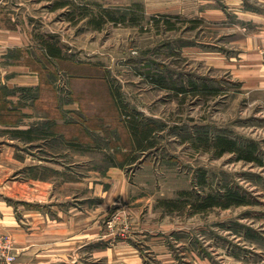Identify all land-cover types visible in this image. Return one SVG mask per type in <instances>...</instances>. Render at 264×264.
<instances>
[{
    "label": "rangeland",
    "instance_id": "rangeland-1",
    "mask_svg": "<svg viewBox=\"0 0 264 264\" xmlns=\"http://www.w3.org/2000/svg\"><path fill=\"white\" fill-rule=\"evenodd\" d=\"M195 2L24 0L26 14L35 16L36 38L59 43L69 56L70 61L42 59L36 66L44 82L55 84L61 100L75 102L74 114L82 115L85 106L93 113L110 111L111 101L99 105L108 96L107 81L128 115L140 113L160 126L154 147L135 153L119 133L121 117L92 120L97 142L65 127L84 146L66 153L64 138L44 142L46 157L85 174L91 168L92 178L96 169L122 164L129 190L126 199L109 207L107 226L145 223L170 229L172 264H264V93L246 95L227 70L213 65L211 39L226 36L196 16ZM44 95L51 97L52 92ZM86 115L80 122L87 129ZM218 136L236 141L240 149L255 145V161L237 152L220 155ZM129 154L136 160L127 164ZM228 189L247 203L206 211L192 206L199 197ZM188 191L192 196L182 195ZM172 200L178 208L166 207ZM4 236L12 240L16 254L15 239Z\"/></svg>",
    "mask_w": 264,
    "mask_h": 264
},
{
    "label": "crops",
    "instance_id": "crops-1",
    "mask_svg": "<svg viewBox=\"0 0 264 264\" xmlns=\"http://www.w3.org/2000/svg\"><path fill=\"white\" fill-rule=\"evenodd\" d=\"M194 4L196 16L226 36L211 39L213 65L227 70L246 95L264 93V0ZM25 8L24 0H0V236L15 239L11 264L174 263L170 229L120 222L108 228L109 207L126 199L129 190L122 167L96 169L92 178L91 168L85 174L46 157L47 142L64 138L69 153L81 150L84 141L63 129L75 124L76 104L61 100L55 84L44 82L36 63L58 59L36 38L35 16ZM27 131L32 140L23 134ZM101 170L107 173L101 176ZM129 215L136 219L130 210Z\"/></svg>",
    "mask_w": 264,
    "mask_h": 264
},
{
    "label": "trees",
    "instance_id": "trees-1",
    "mask_svg": "<svg viewBox=\"0 0 264 264\" xmlns=\"http://www.w3.org/2000/svg\"><path fill=\"white\" fill-rule=\"evenodd\" d=\"M65 1V0H63ZM68 2H60L59 5L61 6H66ZM111 17V16H110ZM126 18H123V21H125ZM112 21H116L114 17H111ZM100 23L98 22L97 26H99ZM44 47L47 50V53L52 56L57 58L58 60H64V61H70L69 58H67L63 53V48L60 46V44H54L50 42L49 40H44L42 41ZM163 81V80H162ZM106 85H108V96L103 101L99 102L100 104H104L107 101H111V110L107 111H99L98 113H93L91 109L88 106H85V111L83 112L82 115H77L74 116L75 120H79L84 122L83 120L85 119L84 117H87V113L90 115L88 116L89 121V128H84L82 126V122H80L79 125L75 126L74 125H69L70 127H73L74 131L78 134L81 135H87L88 133L91 134V140L93 142H97L98 138L93 135V130L97 126H94L93 124L90 125L92 120H97V119H104L106 116H117V118L121 117V122L120 128H119V133L122 137V139L128 142L126 144L131 148V151L133 153L135 152H146L149 149L153 148L155 145L154 138L156 136V133L159 131L160 126L157 122H154L153 120H146L144 119L143 115L140 113H133L128 115L127 114V107L126 105L122 102L120 99V95L118 91L115 89L113 84L110 82L106 81ZM192 88L198 90L199 86H197L195 83H191ZM208 86H205L204 89H206ZM180 91L185 92L186 88L182 87ZM110 98V99H108ZM113 103V105H112ZM90 113H93L92 115ZM95 127V128H94ZM68 128V127H67ZM77 128V130H75ZM78 130L82 132H78ZM32 131H27L23 133L29 140H32ZM88 134V135H89ZM87 135V136H88ZM95 139V140H94ZM102 141V140H99ZM216 147L219 150V154L223 155L227 152H237L240 153V157L242 159H245L247 161H255L254 151H255V145L252 146V149L250 148L249 150L245 149H240L238 146V143L234 140H231L225 136H218L216 138ZM132 155H128L127 160H125V163L130 164L134 160H136V157H131ZM115 158V157H114ZM116 159V158H115ZM127 161V162H126ZM122 165V164H121ZM123 168V166H121ZM119 166V165H118ZM182 195H190L192 196V192H183ZM200 199V202L199 200ZM196 199L195 203H192L193 207L197 209V211H206L207 209L213 208V207H220L223 209H228L233 206H241L245 205L247 203L246 199L238 192L228 189L223 193H218V194H209L204 198L199 197ZM177 205H179L175 201H168L166 207L169 209H174L178 208Z\"/></svg>",
    "mask_w": 264,
    "mask_h": 264
},
{
    "label": "built area",
    "instance_id": "built-area-1",
    "mask_svg": "<svg viewBox=\"0 0 264 264\" xmlns=\"http://www.w3.org/2000/svg\"><path fill=\"white\" fill-rule=\"evenodd\" d=\"M262 55L264 58V49H262ZM14 246L12 240L8 236L0 238V264H11L16 260V254L14 253Z\"/></svg>",
    "mask_w": 264,
    "mask_h": 264
}]
</instances>
